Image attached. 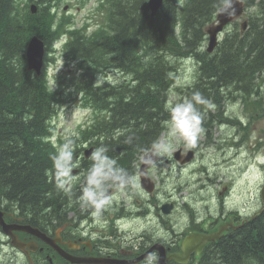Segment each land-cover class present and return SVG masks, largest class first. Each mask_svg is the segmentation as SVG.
Here are the masks:
<instances>
[{
    "label": "trees",
    "instance_id": "obj_1",
    "mask_svg": "<svg viewBox=\"0 0 264 264\" xmlns=\"http://www.w3.org/2000/svg\"><path fill=\"white\" fill-rule=\"evenodd\" d=\"M121 1L107 0V29L100 30L105 34L102 39H80L81 33L71 31L74 36L68 43L69 51L83 58L87 70L112 63L116 70L125 76L132 73L137 80L128 93H119L112 101L107 122L96 119L81 131L83 138L100 127L107 130L117 116L125 119L121 123L128 124L129 130L150 135L143 144L155 137L161 129L160 122L169 115L163 111V90L166 92L171 83L167 70L174 56L196 59L199 74L194 86H200L197 93L202 99L206 95L205 86H211L216 79L232 86H250L254 70L264 63V0L259 2L260 15L254 29L241 33L236 28L232 37L223 39L212 53L202 49L201 41L203 27L213 20L219 0H165L157 14L158 22L137 9L131 0ZM140 1L145 5L146 0L134 2ZM19 3V0H0V189L9 201H15L22 213L43 225L42 220H48L53 213L52 219L58 213L55 198L58 200L60 194L53 163L56 147L46 143L43 135L50 134L48 121L55 113L54 104L59 98L55 91L49 90L43 74L32 76L25 70L21 51L31 32L50 42L66 20L56 21L55 14L46 6L31 15ZM206 77H210V82ZM104 87L105 96L115 94ZM82 89L86 103L95 109L107 110L108 106L100 100L101 87L94 91L90 85H84ZM100 136L102 145L107 146L105 134ZM123 139L121 136L116 144L120 146ZM126 140V143L136 142L130 137ZM214 248L219 256L213 257L211 264L264 261V209L233 237L221 238ZM219 258L221 262L216 263Z\"/></svg>",
    "mask_w": 264,
    "mask_h": 264
},
{
    "label": "rangeland",
    "instance_id": "obj_2",
    "mask_svg": "<svg viewBox=\"0 0 264 264\" xmlns=\"http://www.w3.org/2000/svg\"><path fill=\"white\" fill-rule=\"evenodd\" d=\"M115 1V0H113ZM134 5H137L138 7H143L141 1L136 3L135 0H131ZM252 5L249 7V10H245L244 15L248 16L249 19H252L256 16L257 13V2L259 0H251ZM125 0H122L121 3H124ZM38 5L41 7H48L52 12L56 14L57 19L61 18L62 16H68L67 20L71 21L74 25L77 27L80 26L81 22H92V28L95 27L94 21L97 19L100 21V16H104L105 10H95L97 6V0H39L37 2ZM147 3V0H146ZM67 8V9H66ZM66 9V10H65ZM264 11V9H263ZM237 19V23L239 24L240 20ZM151 20L158 22L159 20L157 17L153 18L151 17ZM232 28V25H229L226 27L223 35H220V39L224 37V34ZM239 30V26L237 27ZM246 31V30H245ZM60 41H54L52 43L51 52L47 53L48 57L51 58V61L48 63L47 66V72H48V81L49 84L52 85V87L57 86L55 83V76L64 73V77H60V85L62 86V89L58 92V96L60 99L67 100V103L63 104L58 109L57 115L53 119V123L55 125V132L57 135H60L61 138H67V135H72L75 133L74 136H78V128L80 126H83L84 123L87 121V124L90 123V121L93 118V112L90 110L82 109L78 102L75 101V93L78 91V94L84 95V92L82 91V86L84 85H90L92 88L96 87V85H99V88L101 87L100 92V100L102 103H105L108 107L112 105V101L119 97V93H128L127 91L133 87V85L137 82L136 79H133L132 73L130 75L125 76L122 72L116 70L117 67L115 64L110 63L108 66L98 67L94 69H90L89 74L85 73V70L81 71V74L79 75H73L70 73L73 70V66L71 64L67 65V61H69L68 56L66 54V51L64 49L59 48ZM207 45V42L204 43V46ZM175 59L171 58V63L169 62L171 66L170 69V81L171 85H169L168 91H164V94L167 95L166 103L164 101V108L163 111L168 113V106L173 105L181 100L190 98V95L192 93H197L198 89H200V86L196 87L194 91L193 90V83L197 82V77L199 72L196 71V66L198 65L197 61L193 57H183V56H174ZM72 64H75V61L71 62ZM109 63V62H108ZM107 64V60H106ZM69 72V73H68ZM85 73V74H84ZM91 74V75H90ZM206 80L210 82V77H206ZM221 80V79H220ZM219 79L214 80L211 84V86L208 84L210 88V93H208V97L206 98V101L200 106L201 108H205L203 112V118H208L209 121L202 122V125L206 126H213L215 125V121L222 117V114H226L229 116H237L239 118L240 125L243 127L238 126V124L231 125L230 131H226L223 128L224 124H218V131L219 136H223L225 133L228 135L236 133L234 137L242 136L241 140H244V143L237 142L233 145L230 143L225 144L222 148H218L219 146H213V148H216L217 155L216 159H221L222 157H225L226 155H229L231 161L227 163H223L220 166L221 172H218V178L219 180H215L217 175H212V181L213 186L215 189L220 188L224 184H230V191L228 196L234 203H236L235 206L233 205H227L225 210L231 209V208H238L239 210H242V213L248 214L249 212L255 210L260 205V187L262 180L264 179V139H258L256 138V132H253L252 134H248L249 131L244 133V130H247V124H249L251 117L253 116V112L255 109H257L256 114L260 115L261 112L264 109V70L258 75L256 83L253 85L250 83V86H232V84H229L228 82H224ZM218 81L217 84L215 82ZM112 89L111 92H114V95L111 96H105L103 93L105 91V87ZM257 86V87H256ZM145 86H140V88ZM245 87V88H244ZM98 88V89H99ZM98 89H93L94 91H97ZM217 90V96H220L221 101V113L215 110V104H212L211 98L214 97V91ZM188 91V93H185ZM254 91L257 92V95L254 94ZM108 92V91H107ZM84 97V96H83ZM165 98V96L163 97ZM254 104V105H253ZM197 106V105H196ZM209 113H204L208 108ZM107 109V108H106ZM214 110V112H213ZM97 116L96 119H101L103 117L107 118V110H100L96 108ZM255 114V115H256ZM169 119V117H168ZM168 119H163L162 122H160L163 125V128L160 130V136L159 140L161 143L164 142L167 129L165 127V122ZM125 119L121 118L120 116L115 117L107 126V130L104 127H100L97 129V131L85 138V141L78 140L76 143V146H81V152L79 154L75 153L73 155L74 164L78 165L79 162H81L85 157L83 156V150L84 147L87 146V143L94 142V150L100 147H103L107 150V155L113 153L114 147L112 144L108 143L109 139L115 138L119 134H125L131 130H129V125L121 123ZM214 120V121H211ZM132 123V122H130ZM86 124V125H87ZM85 126V125H84ZM142 132L141 136L137 135L134 137V139L137 140L138 145H144L143 142L145 141L146 134L144 131H137ZM105 138H107V146L102 145V139L103 137L100 135H104ZM210 135H207L206 137H209ZM44 137V135H43ZM221 138V137H220ZM184 141L183 139L177 137L172 140L173 146L178 144L180 141ZM127 140L123 139L121 141L120 146L125 143ZM241 143V144H240ZM119 143H117V147ZM128 145H132V143L128 142ZM196 154L198 156H195L194 163L195 165L200 166L199 170L202 171V178L205 177L206 172L208 171L210 165L215 166L216 163L213 160L214 156L212 157H204L203 154L208 153L211 147H200V143L197 147L196 142ZM227 154H226V153ZM91 156V154H90ZM64 163V162H63ZM91 159L87 161L86 169L89 171L91 166ZM188 163L180 164L182 167H188ZM169 164L167 162H161L157 167V171L159 172L160 176L159 178V185L157 186V194L164 195L165 198L168 197L169 201H173L175 203V210H173V213L168 214V217L161 218L157 214H154V221L152 222L151 226L156 227L154 228L153 233H148L150 230V227L148 223L150 222L148 214H146L145 211L141 210L140 206H132L129 208H117L118 215L122 216L121 219H123V222H129L131 220H137L140 222L142 227V231L147 234V236L151 235H158L161 237V240H165L168 238H172L174 236V233L172 230L176 226H186L188 223H190L193 219L198 223L200 219L197 217L198 210L194 209L188 205H184V200L186 196L182 193H178L179 191V184L174 189V180L169 176H164V171H167V167ZM190 174V173H189ZM263 177V178H262ZM135 178V177H134ZM262 178V180H261ZM261 180V181H260ZM67 181L71 184L80 183L79 187L77 188L79 191H81L82 186L84 185V174L75 176V177H67ZM135 183V180H132ZM183 182H186L184 180ZM136 184V183H135ZM194 184H198V180H196ZM192 184H187L188 186H191ZM185 186L183 187L186 189V193H188V189ZM203 193H206L202 196L203 200H199L201 203V209L204 211L211 210L212 214H217V207L214 204V201L217 197L214 196L210 191L212 187V183L207 182L206 184L203 183ZM177 190V191H176ZM174 191V192H173ZM124 192L120 191L118 192V195H122ZM175 194H177L175 196ZM175 196V197H174ZM79 197V196H78ZM195 198H200V196H193ZM135 199L136 196H135ZM155 200V199H154ZM210 200V201H209ZM1 201H4L1 200ZM159 204H161L163 201L157 200ZM15 202V201H13ZM199 202L195 201V206H199ZM80 201L77 198H72L68 205L70 206L69 209L66 211L67 217H70L72 215H76L78 211V205ZM206 203V204H205ZM107 204L99 210V212H95L93 209H88L91 213L90 218H93L97 221L96 229L99 232H105L107 231V227L103 223V218L107 215ZM145 209V206H143V210ZM83 210V208H82ZM80 210L79 213L82 211ZM131 210L133 213L129 214L127 211ZM47 211H50L48 208ZM94 213V215H93ZM71 219V218H70ZM75 220V217H74ZM88 223V221L86 222ZM123 224V223H121ZM133 225V224H132ZM135 226V225H134ZM125 232H128V234L133 235L134 232H132L129 227L125 229ZM108 239H113L114 237L108 236ZM146 238V236H145ZM212 254L213 257L216 256V258L219 256V254L215 253L214 251H206L205 256ZM205 262V261H204ZM202 262V264L204 263ZM213 262V261H211ZM221 259H216V263H220ZM247 262V261H245ZM145 264V263H143ZM150 264V262L146 263ZM245 264H259L256 260L253 262L248 261Z\"/></svg>",
    "mask_w": 264,
    "mask_h": 264
},
{
    "label": "flooded vegetation",
    "instance_id": "obj_3",
    "mask_svg": "<svg viewBox=\"0 0 264 264\" xmlns=\"http://www.w3.org/2000/svg\"><path fill=\"white\" fill-rule=\"evenodd\" d=\"M141 134L142 132H135L130 138H134L137 135L138 139V136H141ZM135 144H137V140L130 146L125 142L121 147L118 148V152L122 155L120 167L129 173L131 180H136L139 178L136 169H139L142 166L143 159L148 155V151L145 148L146 143L144 145L137 144L138 146H135ZM191 151L193 152V158L188 167H182L180 163L175 160L173 154H170L167 157L159 160L157 163L153 164V166L147 170L150 176H153L159 180L158 175L160 176V174L156 167L161 162H167L169 166L167 167L168 170L164 171V176L166 177V175H169L174 180L173 189L179 184V191L177 194L182 193L186 196L185 202L183 201L184 205H188L194 209H197L198 213L201 209V203L199 200H203L202 196L206 194L202 192L204 188L203 183H212L210 192L214 196L218 197L216 202L213 200L215 206L217 207V214H215L213 217L205 218L203 222H196L198 230L194 231L186 228V226L177 227H180V234L182 233V230L190 232L191 234L201 235L215 233L219 228H224V230L216 241L206 243L199 255H197V252H192L188 261L186 263L180 264H197L200 262L201 258L205 256L206 251L215 250L214 246L221 238H224V236L233 237L235 232L243 228L241 227L242 225L240 222V219H242L241 217L243 216H239L238 213L234 212L238 208L225 210L227 205H236V203H234L228 196L226 197V195L229 194V191H226L225 186H222L221 189H215L212 178L207 175L200 179L202 177V172L199 170L200 167L194 163V158L197 155L195 153L196 147H192ZM181 153H184L183 149L181 150ZM182 157H184V155H182ZM133 170L136 171L135 175L131 173ZM184 180H186L187 184H192L198 180V185L195 188V192L191 191L186 193V189L183 188ZM159 183L160 181H158L157 186ZM177 194H175V196ZM194 195L201 196L200 198H194ZM135 196L137 199H135ZM125 200L126 203L121 202L119 208H129L136 205L140 206L141 210L148 214L150 219V222L148 223L150 230L148 233L154 232V229L151 226L152 222L154 221V214L159 215L160 219L165 218V216H163L159 210V203L157 201H165V196L157 194V188L155 193L153 192L152 194H147L144 193L143 190L138 191L135 189L130 198L126 197ZM129 201H131V204ZM195 201L199 202L198 207L195 206ZM143 206H145L144 210ZM257 210H253L249 213L255 215ZM4 212L5 220L7 222L14 223L19 220V218L14 215L15 213H18L16 209L11 211L4 210ZM112 213H114L113 215L116 217L115 221L110 220V218L113 216ZM103 219L104 225L107 224V231L105 232H99L96 229V226H92L91 219L90 222L85 225L81 223L82 219H78L72 220V222H68L62 226L57 225L55 222L42 220L44 222H42L43 225H40V222H38L42 229L41 231L46 234V236L55 245L41 243L38 244L34 251L32 250L33 244L31 243L33 237L28 233L17 231L16 234L21 241L18 244V247L11 244L8 235L4 234L6 239L0 238V264L1 262L2 264H142L147 258H150L149 261L152 263L154 259L157 260L158 258V253L155 250H152L149 256L145 259L143 256L145 250L157 241L164 243L166 247V254L181 251V247L179 245L180 240L177 243L175 233L172 238L165 240H161V237L158 235L147 236V234H145L142 229L140 230L136 228H141L143 224L137 220L123 222V219L119 217L117 210L114 212L107 211V215ZM21 221L26 222L27 219L24 217V219ZM129 223L136 226L129 227V229L134 232V237H131L129 234L125 233V229L128 228ZM108 236H112L114 238L108 239ZM188 249H192V247L190 246ZM68 256L73 257L75 262L69 260ZM173 263L175 262H168V264Z\"/></svg>",
    "mask_w": 264,
    "mask_h": 264
},
{
    "label": "clouds",
    "instance_id": "obj_4",
    "mask_svg": "<svg viewBox=\"0 0 264 264\" xmlns=\"http://www.w3.org/2000/svg\"><path fill=\"white\" fill-rule=\"evenodd\" d=\"M238 2H242V0H219L217 12L226 16L234 15L235 4ZM200 103H203L200 94L193 93L190 98L168 106L170 115L165 122L167 129L165 140L163 143L159 139L153 141L146 160H150L152 164H155L168 156L174 151L172 140L177 137L186 141L190 148L196 146L199 136L205 131L201 124V115L196 108V105ZM106 153L107 150L103 147L97 148L91 153L92 163L79 196L83 208L94 209L97 212L108 204L111 199L106 185L112 184L119 189L138 187L131 180L129 173L125 169L115 167V161ZM53 163L56 187L65 190L72 163L68 145L62 147L61 151L53 158Z\"/></svg>",
    "mask_w": 264,
    "mask_h": 264
},
{
    "label": "bare ground",
    "instance_id": "obj_5",
    "mask_svg": "<svg viewBox=\"0 0 264 264\" xmlns=\"http://www.w3.org/2000/svg\"><path fill=\"white\" fill-rule=\"evenodd\" d=\"M149 0H147V2H148ZM181 11V9L179 10V12ZM246 29L244 28V27H242V26H239V31L241 32V33H243L244 31H245ZM222 34V32L221 31H219L218 33H217V39H216V45H212V46H210L209 45V43H210V37L209 38H206L205 37V35H204V39L201 41V47H202V49H204L206 52H208V53H212L213 51H215L216 50V48L218 47V46H220V43L223 41V39H224V37L222 38V39H220V35ZM207 42V45L206 46H204V43H206ZM185 57H189V56H185ZM171 66H173V65H170V67H169V69L167 70L169 73H170V69H171ZM199 70V64L196 66V71L197 72H199L198 71ZM196 82H194L193 83V90H195V88L196 87H198V86H194V84H195ZM254 94H256L257 95V92L256 91H254ZM220 96L221 95H218L217 97H216V99L218 100L219 98H220ZM204 109L203 108H200V111H199V113H200V115H201V120L203 119V111ZM55 111H56V106H55ZM256 112H257V109H255V111L253 112V115H255L256 114ZM168 114H169V112H168ZM170 115V114H169ZM169 115H168V117H169ZM168 117H166V119H168ZM42 121V120H41ZM40 121V122H41ZM163 128V125L161 126V129ZM160 129V130H161ZM160 132V131H159ZM155 139H156V136L155 137H152V139H150L147 143H146V145H145V148H146V150L149 152L151 149H150V146H151V144L153 143V141H155ZM43 146V145H42ZM41 148V147H40ZM226 153V152H225ZM227 154V153H226ZM48 163V162H47ZM63 163V162H62ZM149 164H152L151 162L149 163ZM153 165V164H152ZM133 175H135L136 174V171L135 170H133L132 172H131ZM197 185L198 184H192L191 186H188L187 185V183L186 182H184V187L185 186H188L187 187V191L188 192H191V191H193V192H195V188L197 187ZM3 188V187H2ZM263 189H264V179L262 180V183H261V187H260V200L262 199V192H263ZM4 190V189H3ZM57 191H59V197H58V200H56V198H55V205H56V211L58 212L57 214H58V216L60 217V219H62V220H71L72 218H73V216L74 215H72V216H70V217H67V213H69V212H67L66 210L67 209H69L70 208V206L68 205V203H69V201L72 199V198H77V199H79V197L78 196H80V194H81V192H76V191H69L68 190V188H67V186H66V189L65 190H60V189H58L57 188ZM177 191V190H176ZM174 192V191H173ZM194 196H196V195H194ZM201 196V195H200ZM195 198V197H194ZM186 200V199H185ZM185 200H184V202H185ZM218 200V197L215 199V202ZM172 201V200H171ZM171 201H169V202H171ZM210 201V200H209ZM262 202H263V199H262ZM129 214H132L133 212L131 211V210H128L127 211ZM234 212H236V213H238L239 214V216H243V217H246V218H243V217H241L242 219H240V222H241V227H243V224H244V226H246L247 225V223H249L251 220H253L256 216H254L253 214H251V213H248V214H244V213H242V210H239V209H236ZM214 215L212 214V211L211 210H207V211H204L203 209H202V211H200L199 213H198V215H197V217L200 219V222H203L204 220H205V218H210V217H213ZM27 218H29L28 216H26ZM120 218H122V216L120 215L119 216ZM71 218V219H70ZM0 220H5V218L4 217H1L0 218ZM186 228H189V229H191V230H194V231H196V230H198L197 229V223H196V221L193 219L190 223H188L187 225H186ZM224 230V228H219L216 232H215V234L216 233H219L220 235H221V233H222V231ZM126 234H128V232H125ZM220 237V236H219ZM224 237H226V236H224ZM215 249V248H214ZM213 258V256H212V254H209L208 256L206 255V256H204V259H205V262L203 263V264H211V259ZM3 260V259H2ZM1 261V260H0ZM256 261H259V262H262V264H264V261H262V260H258V259H256Z\"/></svg>",
    "mask_w": 264,
    "mask_h": 264
},
{
    "label": "water",
    "instance_id": "obj_6",
    "mask_svg": "<svg viewBox=\"0 0 264 264\" xmlns=\"http://www.w3.org/2000/svg\"><path fill=\"white\" fill-rule=\"evenodd\" d=\"M162 0H149L148 1V6L151 10V15H154L160 8ZM36 8L35 6H31V12H35ZM241 13L240 8L235 4V15H239ZM218 19L220 20L219 24L216 26H212L210 28H208V32L210 34V43L209 45H216V39H217V33L222 30L223 26L230 20V18L233 16H226V15H222V14H218ZM25 54H26V60H27V64H28V69H34L37 73L40 72V69L42 67L43 64V55H44V42L43 40L38 37L37 35L32 36L27 45H26V49H25ZM93 146L87 148L84 151V154L86 156H89V154L92 152L93 150ZM144 164H146V161H144ZM145 166V165H144ZM143 166V167H144ZM142 167V168H143ZM143 185L150 189V185L145 183V180H143ZM262 199H263V205H264V189L262 192ZM162 210L165 212H168L170 210V204L168 205V203L162 205ZM0 218H1V211H0ZM33 232H35L34 229H31ZM216 235H219V233H216ZM216 235H210V236H205L203 237V239L199 238L197 241H190L192 244L193 249H195L197 251V253L202 249L203 243H205L207 240H213L215 239L217 236ZM189 246V243H188ZM184 250L186 251V248H184ZM160 253L161 256L157 262V264H166L165 263V259L166 257H164L162 255L163 250L160 249ZM174 258L177 261H181L180 259H178L177 255H172L170 257H167L168 259L170 258Z\"/></svg>",
    "mask_w": 264,
    "mask_h": 264
}]
</instances>
